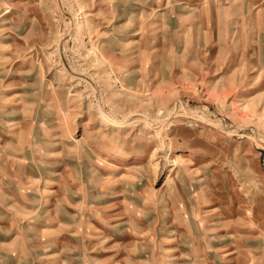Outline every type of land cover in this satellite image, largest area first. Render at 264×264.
<instances>
[{
  "label": "rangeland",
  "instance_id": "obj_1",
  "mask_svg": "<svg viewBox=\"0 0 264 264\" xmlns=\"http://www.w3.org/2000/svg\"><path fill=\"white\" fill-rule=\"evenodd\" d=\"M0 264H264V0H0Z\"/></svg>",
  "mask_w": 264,
  "mask_h": 264
},
{
  "label": "bare ground",
  "instance_id": "obj_2",
  "mask_svg": "<svg viewBox=\"0 0 264 264\" xmlns=\"http://www.w3.org/2000/svg\"><path fill=\"white\" fill-rule=\"evenodd\" d=\"M176 117H177V118H179V117L181 118V117H185V115H184V113H182V112L180 113V112H179V113H177V114L175 115V118H176ZM110 122H111V121H110ZM157 151H158L157 148L154 149V153L157 152ZM179 160H180L181 162L184 161L183 158H181V157H180Z\"/></svg>",
  "mask_w": 264,
  "mask_h": 264
}]
</instances>
